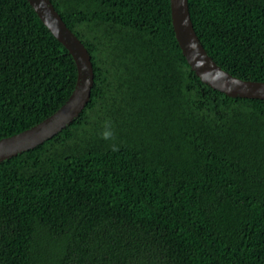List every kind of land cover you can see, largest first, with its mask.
I'll use <instances>...</instances> for the list:
<instances>
[{"label":"trees","instance_id":"trees-1","mask_svg":"<svg viewBox=\"0 0 264 264\" xmlns=\"http://www.w3.org/2000/svg\"><path fill=\"white\" fill-rule=\"evenodd\" d=\"M50 1L94 83L69 126L0 162V264H264V100L200 81L170 0ZM188 9L217 65L264 82V0ZM76 78L29 2L0 0V139L56 112Z\"/></svg>","mask_w":264,"mask_h":264},{"label":"water","instance_id":"water-1","mask_svg":"<svg viewBox=\"0 0 264 264\" xmlns=\"http://www.w3.org/2000/svg\"><path fill=\"white\" fill-rule=\"evenodd\" d=\"M50 33L63 45L77 69L75 87L67 101L35 126L0 139V162L34 149L69 126L90 100L94 83L91 56L71 32L50 0H27ZM171 24L178 46L194 74L213 90L231 98L264 100V82L243 80L217 65L197 37L188 0H170Z\"/></svg>","mask_w":264,"mask_h":264},{"label":"clouds","instance_id":"clouds-1","mask_svg":"<svg viewBox=\"0 0 264 264\" xmlns=\"http://www.w3.org/2000/svg\"><path fill=\"white\" fill-rule=\"evenodd\" d=\"M103 132L101 133V138L105 141H110L114 139L113 125L111 121L106 120L103 124ZM112 151H118L119 147L115 144L110 145Z\"/></svg>","mask_w":264,"mask_h":264}]
</instances>
